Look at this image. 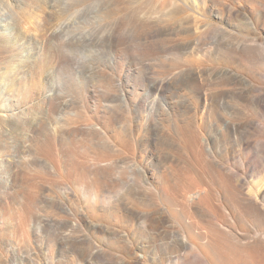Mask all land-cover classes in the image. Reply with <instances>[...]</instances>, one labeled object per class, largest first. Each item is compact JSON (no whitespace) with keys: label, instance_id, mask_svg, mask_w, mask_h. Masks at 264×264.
<instances>
[{"label":"rangeland","instance_id":"rangeland-1","mask_svg":"<svg viewBox=\"0 0 264 264\" xmlns=\"http://www.w3.org/2000/svg\"><path fill=\"white\" fill-rule=\"evenodd\" d=\"M29 1L33 0H14L13 18L3 16L13 27L14 50L7 51L6 39L1 35L0 109L7 104L10 108L23 106L27 99L39 102L40 93L46 92L57 93L60 101L68 102V107L58 111L56 121L41 122L33 138L27 135V130L24 136L22 133L18 135L14 125L11 133L0 135V160H7L0 161V175L3 176L0 181V264H86L85 260L91 255L89 248L93 244L111 251L110 264H129L128 261L134 257L129 250L132 245L139 251V264H192L194 258L187 257L195 246L194 241L203 244L206 239L191 235L179 218L171 217L175 220L176 231H180L190 245L187 249L173 247L169 245V239L157 237L139 220L138 215L153 210V203L161 202L162 198L158 194L149 195V191L144 189V173L138 162L143 161L144 165L146 159L144 155L140 157L141 148L134 150L132 145L135 141L139 145L145 133L152 100L155 99L154 110L159 114V110L166 107V102L175 100L183 110L180 117L182 125L184 120H190L195 110L199 112L196 126L203 129L206 137L209 136L210 143L208 151L200 158L197 151L189 148L185 138L175 131L174 119L170 115L156 114L149 123L160 136L164 169L172 165L179 180L190 176L202 187L216 186V181L220 180L229 163L235 164L239 158L251 157L260 160L263 166L258 167L261 169L258 174L254 172L256 169L253 170L248 175L249 179H264V153L257 145L259 133L252 137L251 144L244 145L235 134L226 130L225 123L219 120L217 108L201 104L195 89L185 87L178 97L173 82L160 96L153 93L152 87L153 82L167 81L175 73L179 74L180 82H184L185 71L192 70L202 74L206 92L222 90L231 94L233 83L224 81L216 84L214 81L211 85L206 81L207 69L219 65L240 71L249 83L264 86V79L260 81L256 74L257 69L264 71V0H182L179 1L180 6H177L176 0H52L51 6L45 5V0H38V7L30 6ZM0 4L1 11L5 13L6 1L0 0ZM45 7L51 11L49 19L53 26L73 22L66 32L68 37L92 34L107 39L105 44L108 45L83 47L60 43L58 38H52L47 44H36L35 39L27 40L22 30L25 27L30 29ZM209 23H219L227 28L228 31L221 35L213 31L220 45H208L201 38L204 37V30L209 31ZM113 41L118 45H110L109 42ZM238 43L260 44L261 57L252 62L233 57ZM32 52L36 54L34 68L26 72L23 80L13 82L14 66L29 58ZM49 54H52V61L62 68L47 65L43 71L40 69L44 62L49 61ZM245 92L244 97L227 98L231 109L224 111L226 118L234 122L258 118L253 102L256 91L247 86ZM109 95L111 98L116 95V102H108L105 98ZM124 95H129L130 99L124 98ZM134 99L141 104L132 101ZM47 106H40L39 116H47ZM112 115L117 119L111 121ZM259 119L264 121V116ZM86 122L93 125V141L74 132V128ZM27 136L31 149H27L24 157H16L18 160L14 168V140L20 144ZM53 137L58 140V148L66 150L72 147L75 150L73 153L82 160L98 161L100 158L113 164L111 192L107 195L116 217L110 226L120 231V236L111 237L109 243L104 240L103 234L77 225L82 215L72 214L69 225L64 228L62 203L90 216L93 214L90 210L93 193L68 176V169L75 165L72 160L63 162L64 158L59 155L61 161L56 167L47 153H39L40 146ZM8 157L13 161L12 165ZM190 188L191 185L176 188L177 198L182 200V195H188ZM237 193V190L231 193L214 191L213 212L206 214V220L215 216L221 222L229 223L233 214L237 216L238 202H232L228 197L235 199ZM7 206L10 215L5 214ZM198 219L195 215L194 218H187L194 224ZM25 221L31 235L29 243L20 237L19 226ZM63 236H68L71 243H63ZM78 236H86L85 241L78 240ZM217 236L219 233L216 231L214 237ZM76 239L78 243L75 245ZM143 245L145 249L142 252L139 248ZM220 250L228 257L234 252L227 246H221ZM104 262L99 264H107Z\"/></svg>","mask_w":264,"mask_h":264},{"label":"bare ground","instance_id":"bare-ground-1","mask_svg":"<svg viewBox=\"0 0 264 264\" xmlns=\"http://www.w3.org/2000/svg\"><path fill=\"white\" fill-rule=\"evenodd\" d=\"M5 1L7 3V9H5V13L2 12L0 8V37H5V41L7 42V45H5L8 46L7 51L11 52L14 50L12 47L14 43L12 40L13 27L11 26L10 21H8L7 18H3V16H9L13 18L14 0ZM51 1L52 0H45L44 4L51 6ZM179 1L181 2L182 0H176L177 6H180L181 4ZM39 2L38 0H33L29 3V5H37L38 7ZM262 11H264V9H262ZM49 12L51 11H47V8L45 7L43 9V13H40L34 24H32L33 26H28L30 29L24 26L25 30L22 31L26 33L25 35L27 40L35 39L36 44L40 42L47 44V42H49L52 38H58L60 43H70L77 46L83 45V47L97 44L108 45L105 44L107 39L101 38L97 35L83 34L77 36V34L76 36L68 37L66 34L68 33L67 31L70 30V27L73 26V22L55 27L50 22L51 19H49ZM245 17L251 18L249 15H245ZM213 31L218 32V34L221 35L222 32L225 33V31L228 30L219 23H209V31L207 29L202 32L204 37L201 38L204 39L208 45L211 43L215 44L216 46L220 45L221 42H219L218 39L216 40ZM1 40L3 39L0 38V41ZM109 43L110 45L114 46L118 45L116 41ZM259 45L260 44L257 43H238V48L234 51L232 56L240 61H255L261 57V53L258 49ZM58 53L62 57V53H60V51ZM35 55L36 54H33L32 52L29 55V58H24L23 60L16 63L13 69V82L23 80L26 76V72L34 68V59L36 58ZM51 56L52 54L47 56L49 61L44 62L42 66L39 63L41 66L40 69L42 71L47 65H54L56 67L62 68V66H57L56 63L52 61ZM1 58L3 57L0 56V59ZM183 71L185 70H182V72ZM185 72L187 73V76L184 75L185 78H182L184 82H180L181 79H179L178 73L173 74L171 79L167 81L164 79L161 82H153V93L158 96L164 95L165 91L171 87L170 84L172 82L178 97L181 96V90L185 89V87L195 89L199 98L201 99V104L205 103L208 107H210L211 104L217 108L219 120L225 123L226 130L230 134H235L244 145L251 144L252 137L259 133V144L257 145L264 153V121L259 119L260 116H264V86L261 83L258 84L247 82V79L238 70L236 71L235 69H231L222 65L217 67L210 66V68L207 69L206 81H208L211 85L214 84V81H216V84H221L224 81L234 84L231 94H226L222 90L218 92L216 91V93H211L206 92V87L203 83L202 74L200 72L197 73L192 70H187ZM10 73L12 74L11 71ZM256 74L259 77V80H262L263 82L264 71L257 69ZM247 86H251L254 91H256V93L253 95V102L256 106L258 118H253L245 122H234L233 120L226 118L224 115V111L228 112V109H231V103L229 100H227V98L244 97ZM27 91L29 92V89H27ZM56 94L54 92L40 93L38 97L39 102L36 101L38 102L37 105L36 102L33 101L35 99H27L23 106L18 105L14 108H10L8 104H5L7 102L6 101L4 103L6 106L4 105L5 107L0 109V135H7L11 133L12 127L14 125V130L15 128L20 130L19 133L16 130L18 135L21 133L23 134L24 131L27 130V135L31 137L37 133L39 127L41 126V122L48 120V122L52 123L51 120L55 119L58 111L62 110L64 106L68 107V102L64 100L60 101ZM124 98L130 99V96L128 95L127 97L124 95ZM105 99L108 102L114 103L117 100V96L115 95L114 98H111L109 95L106 96ZM132 101L137 102V104H141L138 99H134ZM153 103H155V99H153L150 103L148 111L149 116L146 120L147 127L140 140V144L137 145L136 141H133L134 143L132 147L134 150L140 147V157L141 155H144L143 157L146 159L144 165H142L143 161L139 160L138 162L141 171L144 173V189L147 192H150H148L149 195L158 194L160 198H162V201L153 203L155 205L153 210H146L138 215L139 220H141L147 229H151L157 237L163 236L164 238L169 239V245L173 247H179L182 249H187L190 247L186 239L182 238L180 231H176L175 220L172 219L173 217L179 218L186 231H188L190 234L192 233L191 235L195 234L201 239H206V242L203 244H198L196 241H194L195 246H192V251L188 253L189 256L187 257L194 258V262L192 264H264V228L262 227L264 225V179L259 177L257 180L253 179V181H251L248 177V175L255 169L256 170L254 172L257 174L261 172V169L258 167L263 166V164L260 162V160L255 158H239L237 163H229L225 167L222 177L220 180L216 181L218 183H215L216 186L208 185L207 187H202L199 183H196L193 180V177L190 176H186V178L182 177L181 180H179V177L174 172L172 165L164 169L165 165L162 163L163 154L160 146V136L156 128L151 122L149 123V121H153L152 117L155 119L156 114H161L162 116L170 115L175 122V131L185 138L186 144L190 149L197 151L200 158L205 155L206 150L208 149L207 145L210 143L209 136L206 137L203 129L200 130L201 128L196 126V123L199 120V112L196 110L195 113L190 117L191 121L184 120L182 125L180 123L182 121L180 117L183 114V110L179 107L178 101L172 100L166 102V107H163L162 110H159L160 114L154 110ZM45 104H48L46 114L47 116H39L38 112H40V106H44ZM13 118L14 124H12ZM39 119L42 121L37 123ZM114 119H117V117L112 115L111 121ZM92 127V124L86 122L83 125L74 128V132L78 136L83 135L87 140L93 141L95 139V133L92 130ZM127 131L128 134L131 133L129 129H127ZM97 132L102 133L99 130H97ZM28 136L25 138L23 137L24 140L20 144H17V142L14 140V168L15 162L18 160L16 157H24L27 149H31V145L28 143ZM57 141L58 140L56 137L50 138L47 142H45L44 145L40 146L41 150L39 153H47V156L50 158V162L56 167H59V161H61L59 159V155L64 158V160H62L63 162L72 160L75 165L68 169V176L73 178L77 183L82 184L83 187L89 189L93 193L92 206L90 207L91 212H93V216H87L79 209H71L64 202L62 203V209L65 213L64 228L69 225L70 216L72 214L77 216L82 215L81 218L79 217L80 219L78 220L77 225L79 227H85L89 230H95L97 233L103 234L104 240H107V243H109V239L111 237L120 236V231H115L110 226L111 221L116 217V212L114 211L109 199L110 196L107 195V193L111 192L113 164L108 162L105 163L102 161V159L100 160V158H98V161L95 159V161H92L93 159L82 160L78 157V155L73 153L75 151L74 148L71 147V149L69 147L66 150L63 148H58ZM106 141H108V139H106ZM0 161L3 162L7 160ZM8 161H10V163L13 162L10 160V158ZM169 178L171 179L169 180ZM2 179L3 176L0 175V181H2ZM190 185L191 188L188 189V195L185 193L182 195L183 199L179 200L175 194V192H177L175 189L183 187L188 188ZM69 190H71V188H69ZM222 190L226 191L227 193H231L234 190L238 191V193L235 195V199L233 197H228V199L232 200V202H238L237 216L233 214L229 223L221 222L215 216H213L212 220L208 221L206 220V214L208 215L209 213L210 215L213 212V192ZM1 206L2 204L0 201V209ZM7 208L8 206L6 207L5 214L10 215L11 211ZM194 215L199 217L195 224L192 220H187V218H194ZM26 224V221L22 222L19 226V231L21 240L29 243L31 242V235ZM216 231L219 233V236L214 237ZM190 234H188V236H191ZM67 237L63 236L61 241L66 244H70L71 240H69ZM76 238L78 240L85 241L86 236H78ZM77 239L75 240V245L78 243ZM221 246L232 248L234 252H231V256L228 257L223 253V251L221 252ZM132 247L133 248H129V250L134 254V257L128 261V263L139 264V251L135 249L136 246L132 245ZM139 249L143 252L145 245ZM89 251L91 255H89L90 257L85 260L86 264H99L100 262L104 261L107 264H110L112 261V253L109 249H106V247L93 244V246L89 248Z\"/></svg>","mask_w":264,"mask_h":264}]
</instances>
